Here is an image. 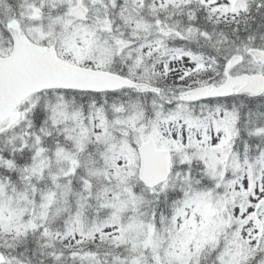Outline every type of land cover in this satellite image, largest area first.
I'll use <instances>...</instances> for the list:
<instances>
[{
	"label": "snow or ice",
	"instance_id": "obj_1",
	"mask_svg": "<svg viewBox=\"0 0 264 264\" xmlns=\"http://www.w3.org/2000/svg\"><path fill=\"white\" fill-rule=\"evenodd\" d=\"M0 264H264V0H0Z\"/></svg>",
	"mask_w": 264,
	"mask_h": 264
}]
</instances>
